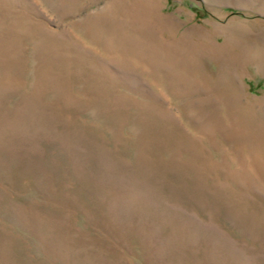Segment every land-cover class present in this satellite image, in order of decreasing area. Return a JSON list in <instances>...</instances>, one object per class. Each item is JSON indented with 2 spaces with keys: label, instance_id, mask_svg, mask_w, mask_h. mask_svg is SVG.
<instances>
[{
  "label": "rangeland",
  "instance_id": "obj_1",
  "mask_svg": "<svg viewBox=\"0 0 264 264\" xmlns=\"http://www.w3.org/2000/svg\"><path fill=\"white\" fill-rule=\"evenodd\" d=\"M0 264H264V0H0Z\"/></svg>",
  "mask_w": 264,
  "mask_h": 264
}]
</instances>
